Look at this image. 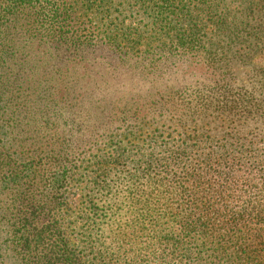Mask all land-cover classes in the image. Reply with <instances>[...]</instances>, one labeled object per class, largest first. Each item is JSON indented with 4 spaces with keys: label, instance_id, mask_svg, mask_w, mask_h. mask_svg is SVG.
<instances>
[{
    "label": "trees",
    "instance_id": "16d2710c",
    "mask_svg": "<svg viewBox=\"0 0 264 264\" xmlns=\"http://www.w3.org/2000/svg\"><path fill=\"white\" fill-rule=\"evenodd\" d=\"M79 183L128 219L101 249ZM124 260L264 264V0H0V264Z\"/></svg>",
    "mask_w": 264,
    "mask_h": 264
},
{
    "label": "rangeland",
    "instance_id": "374dc122",
    "mask_svg": "<svg viewBox=\"0 0 264 264\" xmlns=\"http://www.w3.org/2000/svg\"><path fill=\"white\" fill-rule=\"evenodd\" d=\"M247 71H248L247 69H242L239 72V77H244V74ZM150 131H151L150 128H145V133H144L145 138L147 137L146 135L150 133ZM108 152H110V150ZM99 156H101V152L98 153L97 157ZM134 167L135 166L132 163V161L129 160L127 162H123L121 165L117 167H114L113 170L110 169L109 174H107L106 177H101V172L98 171L99 166H91L88 170L90 171L89 176L91 177L83 178L82 181L88 183L90 180H92V176L99 179L100 182L101 180L106 181L107 184L105 185L107 187H110L108 191H112V194L116 193L117 196L120 197L121 196L119 193L120 189L124 187V185L127 183V180L131 177V175H134L135 173H137V171H139V173H143V169L137 170ZM86 174L87 173H85V175ZM142 181L146 183L149 180L145 179ZM81 185H82L81 183L73 184V188L70 191L71 211H70L69 221L73 223L72 227H75L74 235L77 237V239H83L86 243L89 241L91 242V245H94L95 247L101 249V240L105 241L106 243H109V239H108L109 232L113 231L117 233V229L125 225L128 219L126 218L125 212H120V213L116 212L115 203L117 202V200L114 199L113 197L112 198L105 197L104 194L101 193V187L100 188L90 187L88 189L91 194L90 196L93 197V201L96 203V205L101 209H103V207L106 208V209L104 208L105 213L102 216L100 213L98 217L97 216L93 217L91 210H89L88 208L89 202L87 203L88 201L87 200L88 197L86 196L87 193L83 191L86 188V186L82 187ZM84 214L87 215V218L90 219L88 223L86 222L82 223ZM143 221L145 220L143 219L142 222ZM158 235L159 237L162 236V234H157V233L151 234L152 237H157ZM106 245L109 246V244ZM79 248H83V247L81 246ZM121 263L126 264L127 261L124 260Z\"/></svg>",
    "mask_w": 264,
    "mask_h": 264
}]
</instances>
